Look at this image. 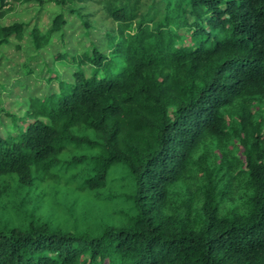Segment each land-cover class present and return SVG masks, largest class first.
<instances>
[{
    "label": "trees",
    "instance_id": "obj_1",
    "mask_svg": "<svg viewBox=\"0 0 264 264\" xmlns=\"http://www.w3.org/2000/svg\"><path fill=\"white\" fill-rule=\"evenodd\" d=\"M17 2L58 9L29 32L37 53L66 15L104 45L57 54L68 76L49 72L22 115L0 98V206L70 189L113 216L3 222L0 264H264V0H0V18ZM26 27L0 25V47Z\"/></svg>",
    "mask_w": 264,
    "mask_h": 264
},
{
    "label": "rangeland",
    "instance_id": "obj_2",
    "mask_svg": "<svg viewBox=\"0 0 264 264\" xmlns=\"http://www.w3.org/2000/svg\"><path fill=\"white\" fill-rule=\"evenodd\" d=\"M58 14V9L47 4L40 8L34 4L15 3L6 6L3 17L0 18L1 26L13 23L27 25V33L20 48L17 42L11 41L9 45L0 47V98L6 112H15L22 115L24 99L34 92L46 88L44 82L49 72H57L67 77L69 71L64 66L55 64V56L63 51L72 54H80L89 47V43L103 42L101 34L96 30L88 32L80 26L77 18L66 15L67 25L63 32L54 34L50 45L42 52L37 53L33 47L29 32L38 27L46 32L51 28L53 19ZM31 72L30 74H27ZM40 90H36V89ZM255 112L264 115V103L254 107ZM253 111V113H254ZM9 121L3 118L1 129L4 130ZM10 130V128H9ZM11 131V130H10ZM238 146V143H235ZM240 154L243 149L239 147ZM118 196V190H105V194ZM183 197L186 192H183ZM230 202L225 205H229ZM34 216L38 219L50 222L54 227L64 231H81L87 227H93L112 219V211L102 202L93 200L85 195H79L70 189H57L43 194L39 191L17 192L7 206H0V224L9 222L16 226L21 218ZM19 224V223H18Z\"/></svg>",
    "mask_w": 264,
    "mask_h": 264
}]
</instances>
